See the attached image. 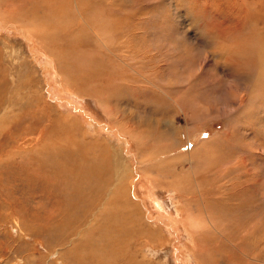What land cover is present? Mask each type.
Masks as SVG:
<instances>
[{
  "label": "rangeland",
  "instance_id": "1",
  "mask_svg": "<svg viewBox=\"0 0 264 264\" xmlns=\"http://www.w3.org/2000/svg\"><path fill=\"white\" fill-rule=\"evenodd\" d=\"M0 142V264L102 231L57 242L59 148L114 168L109 224L146 264H264V0H0Z\"/></svg>",
  "mask_w": 264,
  "mask_h": 264
},
{
  "label": "bare ground",
  "instance_id": "2",
  "mask_svg": "<svg viewBox=\"0 0 264 264\" xmlns=\"http://www.w3.org/2000/svg\"><path fill=\"white\" fill-rule=\"evenodd\" d=\"M22 32L24 33V31ZM249 67L252 66L249 65ZM1 142L3 143V141ZM18 149H20L19 146L17 152H14L13 155L20 157V151H18ZM0 150H3L1 144ZM82 152H85V150L54 149L53 153L50 152L47 157L49 158V163L40 165L42 168L51 167L55 170L54 173L52 172V175L44 177L46 180L44 187L47 191L51 192V194L55 192L52 195V210L50 212L51 214H49V218L53 219L55 214H58L62 218L63 224L59 227L61 235L57 237V242L63 244L65 240L68 239L66 227L70 222H73V224H82L90 220V223L94 224V222L97 221L98 226L102 227V231L99 232L97 236H95V233L94 236H86L83 242L78 246L76 245L73 250L65 255L64 258L66 257V263L78 264L76 261L78 260V262L81 261L82 264H146L145 255L143 253V255L140 254V246L130 248V245L126 246L123 244L124 249H122L121 237L123 235L115 231L112 225L109 224L111 219H114L116 224L118 221L117 213L113 211L117 209L120 196L118 195V188L122 187L119 185L122 179L116 174L113 167V169L109 170L112 171V174L108 173L105 177L103 174L106 169H102L101 167V171L97 170L100 167L97 168V166L101 163L97 154H82ZM1 154L3 155L0 151V157ZM115 160L118 163L117 158H115ZM42 162L43 161H41V163ZM112 162L116 165L113 158ZM35 163L34 165L37 164ZM113 174L117 177H111ZM109 176L112 179H108L107 183L105 178ZM60 192L63 194H60ZM128 192H130V190H128ZM125 196L127 197L128 195ZM137 209L140 208L137 207ZM124 212L127 214L126 218L129 220V223L134 224L135 220L132 217L130 204L125 205ZM124 235L129 237V235L132 234L125 232Z\"/></svg>",
  "mask_w": 264,
  "mask_h": 264
}]
</instances>
